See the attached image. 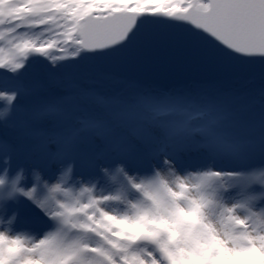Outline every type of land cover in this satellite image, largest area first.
Returning <instances> with one entry per match:
<instances>
[{
  "label": "snow or ice",
  "instance_id": "1",
  "mask_svg": "<svg viewBox=\"0 0 264 264\" xmlns=\"http://www.w3.org/2000/svg\"><path fill=\"white\" fill-rule=\"evenodd\" d=\"M0 102V264H264V0H0Z\"/></svg>",
  "mask_w": 264,
  "mask_h": 264
},
{
  "label": "rangeland",
  "instance_id": "2",
  "mask_svg": "<svg viewBox=\"0 0 264 264\" xmlns=\"http://www.w3.org/2000/svg\"><path fill=\"white\" fill-rule=\"evenodd\" d=\"M25 77L28 78L27 79L28 82H32V81H34L37 78L36 73L33 71L32 68H30L29 72L25 74ZM103 83H104L105 86L108 83H110V77L104 76ZM231 84L234 87H240V88L258 87L259 86V75L255 76V77H252L251 79L245 80V81H231ZM42 175H43V177L45 179L49 180V175H52V172L48 171V172L43 173ZM50 178H52V176H50ZM113 179L115 181H117L119 179V177L113 176V177L109 178V180L111 182H113ZM55 180L51 179V183H54Z\"/></svg>",
  "mask_w": 264,
  "mask_h": 264
},
{
  "label": "water",
  "instance_id": "3",
  "mask_svg": "<svg viewBox=\"0 0 264 264\" xmlns=\"http://www.w3.org/2000/svg\"><path fill=\"white\" fill-rule=\"evenodd\" d=\"M103 72L105 74V76H112L113 74H124L127 75L131 78H143V73L134 70V69H120V68H110V67H106L103 69ZM259 75L257 72L254 71H244L241 72L237 75V77L233 80H249L252 77H255Z\"/></svg>",
  "mask_w": 264,
  "mask_h": 264
},
{
  "label": "bare ground",
  "instance_id": "4",
  "mask_svg": "<svg viewBox=\"0 0 264 264\" xmlns=\"http://www.w3.org/2000/svg\"><path fill=\"white\" fill-rule=\"evenodd\" d=\"M50 176H52V178H50ZM55 177V178H54ZM51 179H53V180H55L56 179V176H55V174L52 172V175H49V182H51ZM113 182H115V180L113 179ZM3 227H7V225H6V222H5V224L3 225ZM36 234H38V233H36ZM35 234V235H36Z\"/></svg>",
  "mask_w": 264,
  "mask_h": 264
}]
</instances>
